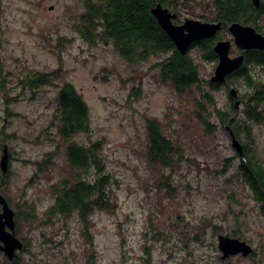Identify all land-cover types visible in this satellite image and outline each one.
<instances>
[{"label": "rangeland", "instance_id": "374dc122", "mask_svg": "<svg viewBox=\"0 0 264 264\" xmlns=\"http://www.w3.org/2000/svg\"><path fill=\"white\" fill-rule=\"evenodd\" d=\"M78 4L82 1L0 0V44L6 63L11 67L23 63L43 70L60 67L61 71L60 77L41 85L34 94H20L15 88L13 93L17 94L10 103L13 113L9 115L3 111L5 103L0 90V129L5 128L10 135L8 191L23 208L34 202L44 221L27 227L28 223H24L20 215L17 236L29 245L27 252L21 251V264H85L88 252L94 248L97 264L226 262L221 258V251L213 249L211 243H216L217 238L209 222L204 226L201 216L205 215L204 220L224 223V227L228 221L229 230L238 227L239 222L233 218L243 220L239 214L233 216L228 208L233 205L227 195L234 189L239 161L228 129L215 118L218 124L213 134L201 138L199 123L191 118L194 96L179 94L162 81L152 66L153 57L128 63L112 43L89 42L83 38L73 25ZM180 7L174 19L178 23L186 17L205 20L201 17L205 10L198 2L187 8ZM218 33L225 39L232 37L228 25ZM189 50L199 59V50L195 47ZM238 52L239 47L233 43L231 55ZM216 65L202 62L203 75L210 79ZM253 70L257 76H264V66ZM66 81L76 86L90 109V130L80 134L78 139L84 143L99 139L105 163L114 177V207H98L92 211L88 227L83 221L79 223L74 215L66 221L45 220L51 204L49 185L58 181L61 174L65 176L66 167L63 160L58 161V154L52 158L53 163L51 159L44 161L46 153L54 147L45 129L54 132L51 122L59 102L58 89ZM229 89L226 84L214 92L220 104H226ZM241 97L242 94L238 97L239 109L243 111ZM147 117L183 124L187 141L184 157L174 167L147 164ZM172 118H177L178 122ZM249 128L251 134L242 138L264 156V118L260 122L250 121ZM2 153L3 150L0 157ZM39 161L45 163L43 168ZM167 180L177 187V192L170 197L165 192ZM246 205L251 211L250 217L246 223L241 222L240 228L243 237L261 254H257V258L262 259L260 264H264V224L256 215V205L251 202ZM232 207L237 210L235 204ZM179 216L184 217L181 226L189 229L190 234L197 229L204 232L202 242L192 239L146 241V231L151 225L169 228ZM146 242H153L150 254L144 250ZM72 251L77 254L73 255ZM238 255L228 258L230 262L226 263L252 261H239ZM7 259L0 250V264H6Z\"/></svg>", "mask_w": 264, "mask_h": 264}, {"label": "trees", "instance_id": "16d2710c", "mask_svg": "<svg viewBox=\"0 0 264 264\" xmlns=\"http://www.w3.org/2000/svg\"><path fill=\"white\" fill-rule=\"evenodd\" d=\"M81 1L82 4L77 6L79 10L74 14L76 20H74L73 25L83 38L89 42L102 40L105 43H112L116 51L128 63L147 61L153 57L152 66L162 81L169 83L179 94L191 93V98L194 96L192 98L194 115L192 114L191 118L199 123L200 132L198 135L201 138L205 139L213 134V129H216L218 124L214 120L216 118L227 129L229 126L240 140L243 145V152L240 153L236 150L239 158L236 167V181L233 182L234 189L227 195V198L232 202L230 205L235 204L237 207V210L233 209V205L228 207L232 210L233 216L239 214L243 220L241 217L233 218L235 222H239L238 227L229 230L228 221L225 229L224 223L209 219L204 220L205 215H202L201 218L205 227L209 222L214 238H217V244L215 241L211 243L215 251L220 250L218 247V235L220 233L245 239L240 225H243L242 221L246 223V219L250 217L249 212L251 211L246 205L248 202L256 205V215L264 224V156L257 147L251 148V145L242 138V135L251 134L250 121L260 122L264 118V76H257L253 70L255 67L264 66V49L245 50L243 64L229 74L225 81L214 82L211 78L208 79L203 75L201 64L202 62L210 64L218 62V56L214 52L213 46L216 40L222 38V34L217 33L213 37L196 41L191 45V49L195 47L199 50V59L192 54L191 50L182 54L172 38L161 27L151 12V8L157 3H161L163 6L176 11V9L181 8L180 6L187 8V6H193L194 2H198L202 5V10H205L201 17L207 21H222V27L225 29L230 23L240 21L245 24H252L264 33V0H261L260 6H255L253 0ZM204 15L205 17H203ZM174 22L177 23V20ZM58 47H60L59 44ZM2 50L0 44V90L5 103L3 111L9 115L12 111L11 100L15 99L13 95L17 94L13 93L15 88L19 89L20 94H34L41 85L50 84L54 79L60 77L61 71L60 67L43 70L27 64L23 65V63L11 67L9 63H6L5 57L2 56ZM241 51L243 50L239 48L238 53ZM226 84L230 88L235 87L237 89L238 97L242 94L243 111L236 106V98L230 93L227 95L226 104L219 103L214 92ZM58 93L60 98L51 122L54 132L45 129L48 140L53 142L54 147L52 151L46 153L44 161L51 159L50 162L53 163L54 159L52 158L58 154V161L63 160L66 167L64 168L65 176L62 177L61 174L58 181H53L49 185L51 204L47 207L45 220L56 222L65 219L66 221L69 216L74 215L78 217L79 223L83 221L88 227L89 215L92 211L98 207L106 209L114 207L115 203L112 196L114 177L105 163L102 153L103 147L99 139L91 140L89 143L80 142L78 139L80 134L90 130V109L82 94L70 81L63 82ZM7 118L9 116L6 117V120ZM172 119H175L174 122H178L177 118ZM3 122H6L4 117ZM227 131L229 132V129ZM11 135L14 137L15 133H11ZM8 136L10 135L5 128L0 129V152L5 145H8ZM186 142L182 123L171 124L160 117H147L145 157L149 166L174 167L184 157ZM38 163L40 168L44 167L45 163L41 161ZM7 175L8 172L3 173L0 168V193H3L15 211L16 234L19 236L17 226L19 227L21 222L20 215L24 223H28L27 227L28 225L35 226L36 222L43 221V218H40V210L35 207L34 202L27 203L23 208L16 199L14 200L15 196L8 191ZM165 189L169 197L177 192V187L168 180L165 182ZM36 215L39 218L35 219ZM183 219V216L177 217L168 226L169 228L162 229L160 225L154 227L151 225V229L146 231V236H148L146 241H186L192 239L196 242H202L204 232L197 229L193 234H190L189 229L181 226ZM21 239L23 240V238ZM151 244L153 242L144 244V250L147 254H150ZM28 247V243L24 242V248L17 251L12 264H21L23 253L21 251L27 252ZM72 252L73 255L77 254V251ZM257 254L261 255L257 249L248 256L240 254L238 255L239 261L252 259L247 264H260L262 259L257 258ZM223 260L230 262L227 259ZM220 262V264H232ZM85 264H97L95 248L88 252ZM233 264L244 263L237 260Z\"/></svg>", "mask_w": 264, "mask_h": 264}, {"label": "water", "instance_id": "95a60500", "mask_svg": "<svg viewBox=\"0 0 264 264\" xmlns=\"http://www.w3.org/2000/svg\"><path fill=\"white\" fill-rule=\"evenodd\" d=\"M253 3L255 6H260L261 0H253ZM151 12L182 54H186L194 42L216 35L223 26L222 21H205L194 17H186L183 22L175 23L174 19L177 17V13L172 12L161 3L153 6ZM228 29L233 39H218L213 46V50L218 56L217 65L211 75V80L214 82L225 81L229 74L243 64L245 50L264 49V33L260 32L256 26L234 21L228 25ZM233 43L243 51L236 55H231ZM229 93L236 98L235 104L239 108L241 101L237 98V89L231 87ZM228 129L232 138V146L242 153V143L229 126ZM8 165L9 150L8 146L5 145L0 158V168L3 173L7 172ZM0 205V250L7 256V264H12L17 251L24 248V242L16 234L15 211L3 193H0ZM218 247L222 253V259H228L238 254L248 256L255 252V248L247 240L239 236H230L223 233L218 235Z\"/></svg>", "mask_w": 264, "mask_h": 264}, {"label": "flooded vegetation", "instance_id": "af4514ba", "mask_svg": "<svg viewBox=\"0 0 264 264\" xmlns=\"http://www.w3.org/2000/svg\"><path fill=\"white\" fill-rule=\"evenodd\" d=\"M170 9V8H169ZM172 12H176L177 13V11H173L172 9H170ZM178 14V13H177ZM217 21H219V20H217ZM176 23V22H175ZM178 23V22H177ZM181 23V22H180ZM8 146V145H7ZM5 147V146H4ZM3 150H4V148H3ZM9 150V149H8ZM3 154V153H2Z\"/></svg>", "mask_w": 264, "mask_h": 264}, {"label": "bare ground", "instance_id": "6f19581e", "mask_svg": "<svg viewBox=\"0 0 264 264\" xmlns=\"http://www.w3.org/2000/svg\"><path fill=\"white\" fill-rule=\"evenodd\" d=\"M46 30V29H45ZM37 34V33H36ZM6 55V54H5ZM17 56V55H16ZM60 98V97H59ZM24 242V241H23Z\"/></svg>", "mask_w": 264, "mask_h": 264}]
</instances>
